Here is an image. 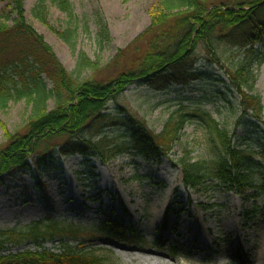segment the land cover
<instances>
[{"label": "rangeland", "instance_id": "1", "mask_svg": "<svg viewBox=\"0 0 264 264\" xmlns=\"http://www.w3.org/2000/svg\"><path fill=\"white\" fill-rule=\"evenodd\" d=\"M35 1L22 0L26 22L68 72L74 71L81 51L98 62L97 71L83 73V78L94 79H106L111 71L106 65L116 52L150 24L155 10H163V0H70L75 18L70 20L48 5V26L33 17ZM7 5V0H0V13L9 10ZM98 22L107 30L108 39L103 42L97 37ZM11 23L10 18L7 24ZM50 27L77 28L75 49ZM256 49L263 57L264 36ZM216 58V54H209L208 62L200 61L195 67L209 74L206 81L190 83L185 89L170 85L159 90L134 83L126 86L118 99L107 103V112L129 110L159 132L181 105L198 102L229 132L232 143L250 145L258 156L253 160L261 162L256 138L250 137L255 132L264 137V62L255 83L263 106L262 121L257 123L241 117L240 99L226 87L230 83L227 72L241 60L242 51L227 48L222 57ZM199 89L207 90L201 93ZM53 106L52 101L47 103L48 109ZM30 112L31 105L25 100L9 101L0 108V150L8 144V137L26 132ZM105 133L121 138L126 131L113 127ZM36 157L32 154L30 172H19L0 183V230L16 233L36 221L50 220L73 231L75 237L55 236L39 246L31 242L8 245L11 252L42 248L58 252L66 243L70 248L104 257L106 264H264V196L257 193L254 197L253 190L241 195L217 180L197 189L183 183L180 159L195 162L216 158L205 130L194 119L185 123L178 140L159 162L134 153L119 154L106 164L91 157L84 160L78 155H58L39 166ZM97 192L99 201L94 198ZM253 208L257 209L255 216L245 215ZM115 223L121 227L123 238L103 229ZM175 223L177 230L173 228Z\"/></svg>", "mask_w": 264, "mask_h": 264}, {"label": "trees", "instance_id": "2", "mask_svg": "<svg viewBox=\"0 0 264 264\" xmlns=\"http://www.w3.org/2000/svg\"><path fill=\"white\" fill-rule=\"evenodd\" d=\"M7 2L9 10L0 13V108L9 101L25 100L31 112L26 132L8 137V144L0 150V183L19 172H30L32 154L37 155L38 165L52 162L57 155H80L84 160L91 157L106 164L126 153L159 162L178 140L185 123L194 119L205 130L216 158L195 162L180 159L184 185L197 189L217 180L241 195L253 190L254 197L257 193L264 196V137L258 132L250 138H256L259 145L260 163L253 160L257 153L250 145L232 143L229 132L198 102L181 105L159 132L129 110L107 112V103L118 99L124 88L134 83L159 90L170 85L185 89L190 83L206 81L209 74L196 71L197 63L208 62L209 54L220 58L232 48L240 49L242 58L228 70L230 83L226 87L232 95H238L241 117L260 123L263 106L255 83L264 56L257 53L256 46L263 42L264 0H163V10H155L150 24L106 65L111 69L106 79L83 78L86 70H98V62L82 51L77 54L74 71L68 72L24 19L22 0ZM48 5L70 20L75 18L70 0H36L31 9L33 17L49 26ZM10 18L12 23L8 25ZM98 23L97 37L103 42L108 39L107 30ZM50 28L75 49L77 28ZM199 90L204 93L207 89ZM49 101L53 102L52 109L47 108ZM113 127L126 133L121 138L105 133ZM255 212L253 208L245 215L255 216ZM103 229L123 238L116 223ZM73 234L50 220L36 221L16 233L0 230V264H106L104 257L70 248L66 243L58 252L8 249V245L22 242L39 246L55 236L75 237Z\"/></svg>", "mask_w": 264, "mask_h": 264}, {"label": "bare ground", "instance_id": "3", "mask_svg": "<svg viewBox=\"0 0 264 264\" xmlns=\"http://www.w3.org/2000/svg\"><path fill=\"white\" fill-rule=\"evenodd\" d=\"M94 198H95V200H97V201L100 200L99 192H97V193L94 195ZM28 201H29V200H28ZM173 228H174V230H177V223H175V224L173 225Z\"/></svg>", "mask_w": 264, "mask_h": 264}]
</instances>
